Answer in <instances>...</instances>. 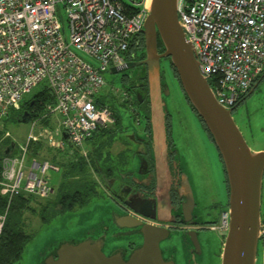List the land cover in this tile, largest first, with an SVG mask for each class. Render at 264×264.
<instances>
[{
  "label": "built area",
  "instance_id": "obj_1",
  "mask_svg": "<svg viewBox=\"0 0 264 264\" xmlns=\"http://www.w3.org/2000/svg\"><path fill=\"white\" fill-rule=\"evenodd\" d=\"M146 7L147 0H0V128L8 111L18 110L36 86L45 84L55 100L29 121L24 141L16 143L8 130L1 132L0 143L11 140L16 150L0 159V196L8 204L18 194L46 199L53 192L46 173L59 167L36 158L27 163L31 142L51 141L57 134L81 149L94 132L113 126L108 106L96 99L102 96L103 75L123 62L140 34ZM176 13L217 103L236 106L264 71V0H177ZM108 93L125 98L114 87ZM49 116L56 119L55 130L38 131L39 121ZM6 214L7 209L0 212V236ZM218 223L210 228L224 232L227 212Z\"/></svg>",
  "mask_w": 264,
  "mask_h": 264
},
{
  "label": "water",
  "instance_id": "obj_2",
  "mask_svg": "<svg viewBox=\"0 0 264 264\" xmlns=\"http://www.w3.org/2000/svg\"><path fill=\"white\" fill-rule=\"evenodd\" d=\"M177 0H150L146 7V16L141 29L146 60L150 65V80L153 85L158 74V58L168 57L175 69L179 84L189 103L207 128L213 143L221 157L226 175L228 226L223 232L224 242L220 254V264H256L261 233V194L264 174V150L253 152L242 132L235 123L231 110L220 106L205 77L199 69L194 50L183 29L178 24L176 13ZM157 41H160L163 53L157 54ZM116 72L110 67L108 73ZM257 82L254 85L256 88ZM155 88V86L153 87ZM253 88V89H254ZM157 89V88H156ZM252 89V90H253ZM252 90L249 92L251 93ZM157 94V92H156ZM151 120V152L161 162L166 151L167 139L163 123V107L159 95L153 89ZM30 114L24 112L20 122L29 123ZM63 138H65L63 136ZM9 149L6 151L8 153ZM184 189L186 202L182 206L183 214L194 209V198L185 177ZM135 211L144 216L148 214L139 207ZM111 219L118 229L139 227L137 235L142 242L127 250L122 244H115L106 253L105 237L85 238L82 241H69L52 248L40 259L38 264H175L173 257L165 256L160 243L173 233L164 227L147 226L139 221L129 222L125 215L111 210ZM187 223V218L181 220ZM191 242V258L199 255L198 232H183ZM118 236H114L117 240ZM114 243V242H113Z\"/></svg>",
  "mask_w": 264,
  "mask_h": 264
},
{
  "label": "flooded vegetation",
  "instance_id": "obj_3",
  "mask_svg": "<svg viewBox=\"0 0 264 264\" xmlns=\"http://www.w3.org/2000/svg\"><path fill=\"white\" fill-rule=\"evenodd\" d=\"M138 42L128 46L123 62L116 66V72L112 73L116 75L119 85L114 88L125 95L124 100L117 101L115 96L107 92L100 96L106 101V105L114 117V124L110 131L114 129L118 131L119 137L114 140L113 145H118L119 149L113 158L111 155L93 157L95 168L101 172V179L97 178L98 186L102 187L103 192L113 202L112 210L125 215L129 222L136 220L147 226L168 228L172 233L199 231L195 227L202 224L203 221L197 219L194 210L195 199L194 209L190 211V214L184 215L182 212V206L187 197V192L183 188L185 177L188 179L193 198L194 192L190 176L184 166V154L182 155L180 151L178 139H190V133L193 134L195 130H198V140L201 143H207L205 140L207 138L212 143L213 140L182 91L177 73L176 78L174 75L173 77L178 82L183 98L176 93V103L170 106L167 103V98L172 94V90H170L172 77L168 72L170 68L168 57L158 58V74L152 85L150 65L145 62L147 56L144 40L142 45ZM162 53V46L157 41V54ZM263 79L264 71L260 75L259 83ZM114 82L116 81H112L111 84ZM154 86L155 88H153ZM153 89L155 95H159L161 102L166 104L163 107L162 115L166 135L164 139H167V144L161 162H158L159 159L154 157L151 152V139L153 138L150 115L152 113ZM246 96L231 110V115L245 139L246 136L239 123L237 107L245 100ZM187 147H189V142L185 143V148L188 150ZM219 159L221 160L220 155ZM225 206L217 202L210 207L215 211H223ZM133 207L143 209L148 216L138 213ZM183 218H187L188 222L182 223ZM112 222L113 220L111 221L110 235L118 236V243L124 242L127 250H131L142 242L141 236L136 234L139 227L120 230ZM262 238H264V234ZM166 240L160 243L164 254L169 247Z\"/></svg>",
  "mask_w": 264,
  "mask_h": 264
},
{
  "label": "rangeland",
  "instance_id": "obj_4",
  "mask_svg": "<svg viewBox=\"0 0 264 264\" xmlns=\"http://www.w3.org/2000/svg\"><path fill=\"white\" fill-rule=\"evenodd\" d=\"M58 10L61 15L60 21L64 37L67 39L68 28L63 12L62 5L58 4ZM79 55H82L78 53ZM84 56V55H83ZM84 58L88 59L86 56ZM169 75H171L170 94L167 98L169 106L175 104L176 93L183 98L182 92L179 88L177 80L173 77L172 71L169 68ZM105 85L101 93L110 92L112 86L119 87L116 75L106 72L103 75ZM112 81H116L111 84ZM41 85L36 86L31 91L35 93L39 91ZM25 97H29L27 94ZM237 115L242 131L246 136V142L253 152L264 150V79L258 84L251 94L245 97L237 107ZM1 132L8 130L11 138L15 142L24 141L30 131V123H22L15 118L7 117L1 121ZM133 125V124H132ZM198 125V123H197ZM134 126V125H133ZM6 127V128H5ZM56 124L49 123V129L53 132ZM117 130L104 132L97 130L93 135L85 140L81 149L85 151V155L91 157L106 156L114 154L119 149L118 145H113L115 139H118L119 134ZM54 137L59 139L60 135L54 134ZM61 138V137H60ZM190 139H178L180 151L184 157V166L190 176L192 188L194 192V199L196 202L195 213L198 220H202V224H198L195 228L199 229L198 240L201 247V253L195 257L194 261L191 258V243L186 234L176 232L173 233L166 241L169 244L165 256L173 257L175 264H220V254L224 242L225 233L213 230L212 225L219 224V218L224 211H215L210 206L214 203L227 204V188L225 183V174L222 163L219 159L218 151L214 143L208 141L205 144L198 139V130L195 133H190ZM45 147H53L46 150L47 160L52 163L51 157L53 155L66 154L67 148L64 145L61 149L57 148V141L40 138ZM189 142L188 150L185 148V143ZM59 146H62L61 143ZM58 146V147H59ZM206 151H205V150ZM114 155V156H113ZM186 156V157H185ZM30 156H27V163L30 161ZM59 159V158H58ZM63 159V158H62ZM37 160H41L38 159ZM57 165L55 163H52ZM61 172L48 170L46 176L49 184L56 192V185ZM97 177V176H96ZM97 180V178H96ZM102 188V187H101ZM96 187V193L99 195L93 198L85 207L65 213L52 218L48 223L42 224L39 216L31 214L26 215V231L32 236L27 243L22 253V257L17 264H38L43 254L49 252L52 248L69 241H82L85 238L96 239L105 237L107 245L104 251L108 253L112 246L117 243L114 236L110 235L111 228V210L112 201L107 197L103 190ZM261 217L264 219V174L262 179V194H261ZM54 197V195L52 196ZM51 199L49 196L47 198ZM227 209V206L224 207ZM110 227V228H109ZM264 224L262 222V226ZM264 234V233H263ZM262 234V235H263ZM114 242V243H113ZM125 243L123 242L122 245ZM264 238H261L258 246V254L256 264H264Z\"/></svg>",
  "mask_w": 264,
  "mask_h": 264
},
{
  "label": "trees",
  "instance_id": "obj_5",
  "mask_svg": "<svg viewBox=\"0 0 264 264\" xmlns=\"http://www.w3.org/2000/svg\"><path fill=\"white\" fill-rule=\"evenodd\" d=\"M137 41L141 45L143 44L141 33L136 35L131 43L135 44ZM158 42L160 43V41ZM170 68H172L171 71L176 78L175 70L171 65ZM259 78L260 76L256 79L255 83L260 81ZM115 98L117 101H121L119 98ZM32 102L33 104H31ZM54 102V97L49 89L45 84H41L39 91L35 93L30 92L29 97L22 99L18 110L10 109L4 120L7 117H12L19 121L21 114L28 112L31 116L30 121H32L43 113L46 105H53ZM96 104L106 105V101L99 97L96 99ZM49 117L42 118L39 124L49 127ZM110 130L111 128L101 131L110 132ZM61 145L57 148L61 149L64 145V148H67L68 152L60 154L59 157L58 155L51 157L52 163L57 164L61 172L55 193L52 187L51 199H37L32 195L18 194L13 196L8 204L7 198L0 196V212L7 209L6 220L0 236V264H17L21 259L25 246L32 238L26 231L27 214L35 217L38 215L40 222L46 224L52 218L81 209L93 198L99 197L95 190L98 186L96 178L101 179V172L95 168L93 157L89 156L88 152H86V155H83L80 148L74 147L67 140H64ZM13 147L14 143L11 140L1 142L0 159L9 153H16ZM47 148L53 147H45L42 141L31 142L28 147V154L31 158L47 160ZM53 195L54 197H52ZM262 222L264 224V219H262Z\"/></svg>",
  "mask_w": 264,
  "mask_h": 264
},
{
  "label": "crops",
  "instance_id": "obj_6",
  "mask_svg": "<svg viewBox=\"0 0 264 264\" xmlns=\"http://www.w3.org/2000/svg\"><path fill=\"white\" fill-rule=\"evenodd\" d=\"M50 118V121H49V123H51V122H53V124L55 125L56 124V119H55V117H49ZM39 123H40V121H39ZM41 128H43V129H48L49 131H51L50 129H49V127L48 126H44V125H41V124H38V131L41 129ZM56 128V127H55ZM54 131V130H53ZM63 136L64 135H61L60 137H59V139H54L55 141H57V142H59V143H61L62 144V142L65 140L64 138H63ZM41 140V139H40ZM22 142V141H21ZM17 143V142H16ZM16 151V150H15ZM261 220H262V217H261ZM263 247H264V245H263Z\"/></svg>",
  "mask_w": 264,
  "mask_h": 264
},
{
  "label": "bare ground",
  "instance_id": "obj_7",
  "mask_svg": "<svg viewBox=\"0 0 264 264\" xmlns=\"http://www.w3.org/2000/svg\"><path fill=\"white\" fill-rule=\"evenodd\" d=\"M150 2V0H147V3H149Z\"/></svg>",
  "mask_w": 264,
  "mask_h": 264
}]
</instances>
